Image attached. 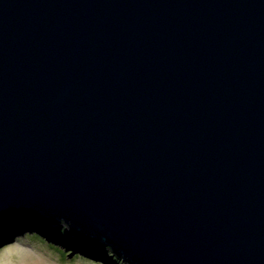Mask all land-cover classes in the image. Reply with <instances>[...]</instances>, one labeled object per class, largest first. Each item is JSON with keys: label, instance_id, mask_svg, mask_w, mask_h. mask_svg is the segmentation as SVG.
<instances>
[{"label": "water", "instance_id": "water-1", "mask_svg": "<svg viewBox=\"0 0 264 264\" xmlns=\"http://www.w3.org/2000/svg\"><path fill=\"white\" fill-rule=\"evenodd\" d=\"M33 222L264 264V0H0V229Z\"/></svg>", "mask_w": 264, "mask_h": 264}, {"label": "rangeland", "instance_id": "rangeland-1", "mask_svg": "<svg viewBox=\"0 0 264 264\" xmlns=\"http://www.w3.org/2000/svg\"><path fill=\"white\" fill-rule=\"evenodd\" d=\"M51 227L61 226L51 225ZM35 231L48 236L39 229ZM8 232L11 230H0L3 235ZM34 234L35 232L29 229L24 233L13 235L10 240L0 244V264H93L78 250L71 251L52 243L36 242Z\"/></svg>", "mask_w": 264, "mask_h": 264}, {"label": "trees", "instance_id": "trees-1", "mask_svg": "<svg viewBox=\"0 0 264 264\" xmlns=\"http://www.w3.org/2000/svg\"><path fill=\"white\" fill-rule=\"evenodd\" d=\"M29 229L35 232L33 237H36V242L41 244L52 243L71 251L78 250L81 255H85L87 261H90L93 264H126L122 260L117 259L110 251L102 250L90 241H82V239L74 238L66 227L61 226L52 228L49 223L43 222L22 223L15 229H11V232H8L7 234L3 235L1 233L0 244L10 240L13 235L15 236L19 233H24ZM37 229L41 230L48 236L38 233V231L36 232L35 230Z\"/></svg>", "mask_w": 264, "mask_h": 264}, {"label": "bare ground", "instance_id": "bare-ground-1", "mask_svg": "<svg viewBox=\"0 0 264 264\" xmlns=\"http://www.w3.org/2000/svg\"><path fill=\"white\" fill-rule=\"evenodd\" d=\"M18 225H13V226H10V227H8V228H2V229H15L16 227H17ZM1 230V229H0ZM1 234V233H0Z\"/></svg>", "mask_w": 264, "mask_h": 264}]
</instances>
